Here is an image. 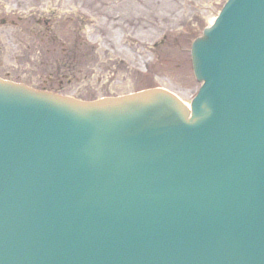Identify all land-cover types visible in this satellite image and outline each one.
Masks as SVG:
<instances>
[{
    "label": "water",
    "instance_id": "obj_1",
    "mask_svg": "<svg viewBox=\"0 0 264 264\" xmlns=\"http://www.w3.org/2000/svg\"><path fill=\"white\" fill-rule=\"evenodd\" d=\"M191 54V110L0 78V264H264V0Z\"/></svg>",
    "mask_w": 264,
    "mask_h": 264
},
{
    "label": "rangeland",
    "instance_id": "obj_2",
    "mask_svg": "<svg viewBox=\"0 0 264 264\" xmlns=\"http://www.w3.org/2000/svg\"><path fill=\"white\" fill-rule=\"evenodd\" d=\"M225 1L0 0V77L86 100L163 87L189 103L191 42Z\"/></svg>",
    "mask_w": 264,
    "mask_h": 264
},
{
    "label": "bare ground",
    "instance_id": "obj_3",
    "mask_svg": "<svg viewBox=\"0 0 264 264\" xmlns=\"http://www.w3.org/2000/svg\"><path fill=\"white\" fill-rule=\"evenodd\" d=\"M194 8H196V6H195ZM188 104H189V103H188ZM189 105H190V104H189ZM189 105H188V106H189Z\"/></svg>",
    "mask_w": 264,
    "mask_h": 264
}]
</instances>
